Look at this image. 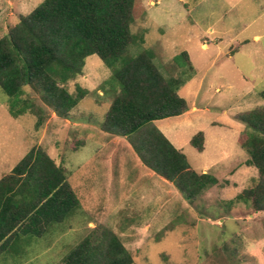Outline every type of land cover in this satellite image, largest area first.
Here are the masks:
<instances>
[{
    "label": "rangeland",
    "instance_id": "374dc122",
    "mask_svg": "<svg viewBox=\"0 0 264 264\" xmlns=\"http://www.w3.org/2000/svg\"><path fill=\"white\" fill-rule=\"evenodd\" d=\"M44 0H0V39ZM129 52L150 51L166 77L187 78L179 89L190 110L155 122L199 173L219 184L188 203L145 168L126 138L100 130L113 97L112 72L97 55L65 87L87 94L62 119L31 87L24 99L41 108L14 118L0 89V178L34 146L67 169L80 206L40 238L22 237L0 264H61L96 227L112 229L133 264H264V211L236 196L254 187L245 128L236 116L264 106V0H135ZM257 37V38H256ZM187 52L193 69L174 58ZM185 74V75H184ZM117 85V84H115ZM205 134V150L190 144Z\"/></svg>",
    "mask_w": 264,
    "mask_h": 264
},
{
    "label": "trees",
    "instance_id": "16d2710c",
    "mask_svg": "<svg viewBox=\"0 0 264 264\" xmlns=\"http://www.w3.org/2000/svg\"><path fill=\"white\" fill-rule=\"evenodd\" d=\"M135 0H44L0 39V89L11 99L9 112L18 118L29 111L43 118L41 108L24 99V88L42 94L44 102L62 119L84 99L87 90L71 94L65 85L83 72L85 60L97 55L111 70L113 97L100 130L126 138L140 163L169 182L185 201L194 203L219 184L211 173H199L155 122L189 111L178 91L187 78L166 77L150 51L129 52L136 39L131 32ZM181 68L193 69L187 52L174 58ZM185 75V74H184ZM264 99V92H262ZM244 125L243 144L249 166L258 170L254 187L236 200L264 211V106L237 115ZM190 144L205 150V134ZM78 196L58 165L40 146L0 178V255L22 237H43L50 226L63 224L79 208ZM132 254L110 228L96 227L61 264H133Z\"/></svg>",
    "mask_w": 264,
    "mask_h": 264
},
{
    "label": "crops",
    "instance_id": "0c3cea01",
    "mask_svg": "<svg viewBox=\"0 0 264 264\" xmlns=\"http://www.w3.org/2000/svg\"><path fill=\"white\" fill-rule=\"evenodd\" d=\"M257 38V37H256ZM189 110H190V108H189ZM186 114V113H185ZM177 117H179V116H177ZM205 141H206V138H205ZM202 173H205V171H203Z\"/></svg>",
    "mask_w": 264,
    "mask_h": 264
}]
</instances>
